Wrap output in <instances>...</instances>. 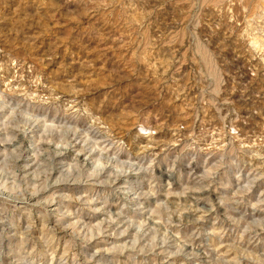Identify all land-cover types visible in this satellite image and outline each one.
<instances>
[{
    "label": "rangeland",
    "instance_id": "obj_1",
    "mask_svg": "<svg viewBox=\"0 0 264 264\" xmlns=\"http://www.w3.org/2000/svg\"><path fill=\"white\" fill-rule=\"evenodd\" d=\"M0 264H264V0H0Z\"/></svg>",
    "mask_w": 264,
    "mask_h": 264
}]
</instances>
